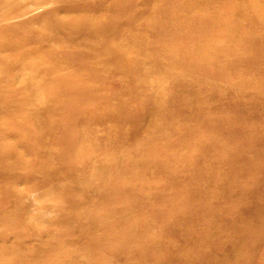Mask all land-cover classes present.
Masks as SVG:
<instances>
[{
	"label": "rangeland",
	"instance_id": "374dc122",
	"mask_svg": "<svg viewBox=\"0 0 264 264\" xmlns=\"http://www.w3.org/2000/svg\"><path fill=\"white\" fill-rule=\"evenodd\" d=\"M89 1L0 0V264H264V89L248 86L224 59H212L218 67L192 56L198 38L208 47L206 33L221 40L249 32L223 25L242 6L222 0L203 8L195 15L216 21L206 18L204 33L187 28L181 36L175 26L188 18L159 12L168 0ZM72 18L108 26L109 35L72 32L67 41L68 28L53 24ZM48 25L55 39L41 37ZM124 29L132 69L113 71L107 62L85 83L86 99L94 100L89 111L78 106L90 115L86 131L71 117L64 125L69 102L84 93L63 92L62 109L52 114L43 106L38 119L30 117L34 104L23 84L32 77L12 81L16 61L25 64L30 54L31 63L77 80L89 64L84 52L100 63L103 39L118 41ZM55 52L76 67L56 62ZM247 74L264 83V74ZM152 102L162 109L149 120L144 110ZM47 122V137L52 123L62 129L44 139ZM243 126L256 136L240 133Z\"/></svg>",
	"mask_w": 264,
	"mask_h": 264
},
{
	"label": "bare ground",
	"instance_id": "6f19581e",
	"mask_svg": "<svg viewBox=\"0 0 264 264\" xmlns=\"http://www.w3.org/2000/svg\"><path fill=\"white\" fill-rule=\"evenodd\" d=\"M168 2H169V7H166L163 9L160 8L159 12L161 11L162 14L167 15L168 10L169 11L174 10V12H181L183 15L185 14L183 17L188 18L187 20H185L184 18L179 19V22L175 26V30L178 32V34H181L182 36L183 35L182 31L184 29L187 30V28L189 30L191 29L195 34L204 33L205 32L204 26H206L207 24L206 18L216 21L215 18H213L210 15L209 17L207 15L208 10L216 9L218 4H220L222 0H168ZM232 2H234L235 6H238V8L242 6L240 16L236 17L237 19L235 20L233 19L230 22L226 21L225 23H223V25H225L227 28L230 29L231 32H233V31H237V26L240 23V26L243 28L250 27L249 32L243 33L241 35H239V33H237V35L235 34L232 35L233 33H231V35L228 36L227 34L226 36H223L222 37L223 39L221 40H219V37H220L219 33H214L215 37H210L209 35L206 36L207 35L206 33L204 36V40L207 41L208 47H203L201 45V43L203 42L202 41L203 39L198 38L196 40V45L192 47V51L195 53L192 55L193 59L197 61L198 63L203 62V64L205 63L211 66L213 63L214 65L218 67H220V62L224 59L226 62V65L228 66H232V64L235 65V67L239 70L238 73L241 75V80H244V82H247L246 84L248 86L253 85L254 88L257 87V90L258 88H262L260 90H263L264 83L258 84V83L251 81L250 79L254 77L251 74H247V73H253L254 75L264 74V0H233ZM93 3H94V0L88 2L90 6ZM149 6L150 5H148L147 3H145L144 5L145 8H148ZM151 8L153 7L151 6ZM203 8L207 11L206 14L195 15L196 12L200 11ZM142 10H144V8ZM56 20L53 25L63 24L68 28L69 31L67 33V36H68L67 41L71 39L70 36L72 35L71 34L72 32H86L88 34L94 35L95 37H105L106 35H109L107 33L108 31L107 29H109L108 26H105L103 28H94L91 25L90 20L87 21L84 18L79 19V20L74 19V18L61 19L57 21ZM184 22L187 23V25ZM178 25H179V28H181V31L178 29ZM47 27L49 31L47 30L46 32H44L41 37H43L44 39H53V38L55 39V36L51 33V28H52L51 25H48ZM125 28L128 29V27H125ZM127 37H129V31L124 29L122 38L120 40L118 39V41L114 40L111 42H107L102 38L103 41L100 46V49H101L100 57L103 60L100 63L93 62L94 53L92 51H85L84 54L87 57V61L89 64L87 63L88 65L87 67L85 66L84 69L81 68L83 69L82 71L81 70L78 71L80 74V78L77 80H74L72 78V76L70 75L71 72L65 73V71H63L60 68H52L45 64L41 66L38 63L37 64L31 63V61H34V58H33V55H30V54L28 56L29 61H27L25 64L23 62H20V59L16 61L15 66L19 64L21 66L19 67L20 69H18V71L16 72V75L15 74L11 75L10 79H12L13 81L15 77H20L21 76L20 74L25 73V72L31 75L32 77V79L29 81L25 80V83L23 84L24 85L23 90L27 93L29 99L32 100L33 102L32 104H34V106H32V108H30L28 111L30 117L31 118L33 117L34 119L36 118L38 119L40 115V112L38 109L43 106H44V109L48 108L47 109L49 110L48 112L52 114L55 113V111L58 110L59 108L62 109L65 104V100L61 96L63 92H65L64 94L70 95L69 98L78 97L77 95L80 93L85 94V92L82 91V88L85 89L84 87L85 83H87L89 79L93 78L92 75L96 74L97 72L96 69H98L99 66L107 67L106 66L107 62L111 63V67H109V69L113 71L118 70L119 72H123V73L130 72V69H132V67L129 62V58L131 55H133V53L130 52L132 50L127 51V49H129L131 45H133V43L132 41L128 40ZM212 38H216V39H212ZM211 39H212V42H211ZM240 41H242L243 45H237L236 50L230 51L229 49H226L228 48L227 43L241 44ZM60 43L64 47H67L69 45L66 41L64 42L61 41ZM209 43H210V46H209ZM64 47L61 46V48L59 49V52H61L62 51L61 49ZM140 47L143 50H145L144 46H140ZM140 47L139 49L142 50ZM120 52L124 54L122 55L120 54ZM48 54L50 55L52 53H48ZM56 54H59L57 56L59 58L63 57L60 55V53H56ZM219 54L221 58H218L219 56L217 55ZM51 57H54V55H52ZM57 57H54V58H57ZM71 57L74 60H76V57H74V55H72ZM62 59L64 60V58ZM62 59L60 58L56 60V62ZM212 59H221V61L218 63L217 62L215 63V61H213ZM72 61L73 60L71 59L69 62L72 63ZM241 64L242 65L244 64V66H246L245 67L246 69L240 70L239 67L241 66ZM63 65L69 66L70 68L76 67L75 64L70 65V63H67L66 60L63 61ZM47 79L49 80L47 81ZM58 79L60 80L63 79V82L59 83L58 81L60 80ZM35 85L38 86L39 88L37 90H41V91L43 90L44 92V94L39 97L40 100L38 99L37 95H38V92H41V91H36ZM33 93L34 95L32 99L31 94ZM92 97L94 98L93 95ZM86 98L88 99L91 98V94L86 93L83 96V98H79V103H74L72 105V103L69 102L68 108L65 109L64 125L70 122L69 117H71L72 120H75L79 129L86 131V129L84 128V125H85V122H87L86 120H88L90 117V115H88L89 112L84 113V111L78 108L79 106L80 108H83V110L87 109L88 111L91 109V106H89V104H91V102H93L94 100L89 101ZM147 101L148 100L145 99L142 104L145 105ZM152 103L153 105H150L148 108L145 107L146 110H144L145 118H148L149 120H151L150 118L154 117V114L159 113V111H161L162 109L161 107L162 105H158V104L156 105V103L154 102ZM236 103H238V105L240 106H243V108H245L248 105L245 103V100H242V99L241 101H238ZM252 106L253 105H250V107ZM67 112H68V115L66 114ZM76 115H79V116L75 117ZM159 118L161 117L156 115V119L159 120ZM165 118H167V116L161 119L165 120ZM48 124L49 122L41 125V129H42L41 137L44 139H48L53 134L52 132H57L59 129H62V125H61L62 122L52 123L54 125V131L52 130L48 132L49 135L47 137L46 132L44 130L45 129L47 130V127L49 126ZM253 128L254 127L243 126L241 128L240 133H244L248 136L249 135L256 136L255 130ZM112 132L113 130L108 131L107 133H104V134L105 136H107V135H111ZM258 132L261 136L259 137V139H262V137L264 139V131L260 130ZM141 136H144V135H141Z\"/></svg>",
	"mask_w": 264,
	"mask_h": 264
}]
</instances>
